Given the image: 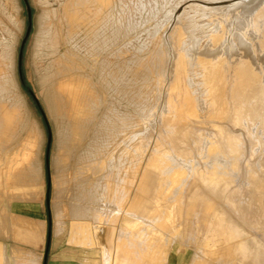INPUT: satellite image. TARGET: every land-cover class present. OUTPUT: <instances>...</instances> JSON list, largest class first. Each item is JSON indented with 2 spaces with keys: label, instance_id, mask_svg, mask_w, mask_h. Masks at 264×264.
<instances>
[{
  "label": "rangeland",
  "instance_id": "374dc122",
  "mask_svg": "<svg viewBox=\"0 0 264 264\" xmlns=\"http://www.w3.org/2000/svg\"><path fill=\"white\" fill-rule=\"evenodd\" d=\"M235 1L255 0H0V217L43 200L59 242L93 241L97 261L264 264V102L242 114L257 101L231 80L252 59L264 83V1L224 25L223 103L202 52V5Z\"/></svg>",
  "mask_w": 264,
  "mask_h": 264
},
{
  "label": "crops",
  "instance_id": "0c3cea01",
  "mask_svg": "<svg viewBox=\"0 0 264 264\" xmlns=\"http://www.w3.org/2000/svg\"><path fill=\"white\" fill-rule=\"evenodd\" d=\"M4 207L0 217V264H114L112 260L97 261L99 251L93 241L86 244L82 240L70 247L63 240L59 242V230L55 233L49 228L43 200H16Z\"/></svg>",
  "mask_w": 264,
  "mask_h": 264
},
{
  "label": "bare ground",
  "instance_id": "6f19581e",
  "mask_svg": "<svg viewBox=\"0 0 264 264\" xmlns=\"http://www.w3.org/2000/svg\"><path fill=\"white\" fill-rule=\"evenodd\" d=\"M249 1V0H248ZM264 0H255L253 4H244V2H236L228 8H222L223 6L220 5L218 2H214L212 5H202V9L205 12H208L209 14L213 15V18L217 22V27L215 28L211 38L209 39V42L207 44V50L203 51V53H206L211 58H217V65H212L211 70H206L205 74L208 77H211L210 80H206L211 93H215L216 96H219V99L222 100L226 95L224 93L220 94L219 88L221 86L224 87V84L227 83L228 77L227 73L230 71L228 70V66L226 65L225 61H222L220 56L222 54H231L232 51H235L236 49L232 48L223 42V37L227 34L225 26L233 25L236 27L235 22L238 21L237 28H243L246 24L252 23L253 20L250 19L251 13L254 11H257V8L263 4ZM201 8V7H200ZM238 12L235 15H232L233 13ZM257 20L264 21V11L258 12L256 14ZM225 25V26H224ZM264 27V25H263ZM259 30V28H257ZM261 42L262 44L260 47L264 49V33L261 34ZM216 45V47L213 46ZM247 53V52H246ZM248 53H251L248 51ZM252 59H248L245 62H243L239 67L238 71L235 73V76L231 77L233 79H236L235 83L238 82L239 85H237V90L232 89V94L236 96V98H243L246 97H254L257 101L256 104L250 106L248 109L245 110L242 109V114H248V110L251 108H254L255 106L259 105V103L264 102V83H252L254 80L257 79V72H254V65L251 64L254 63V61H251ZM191 61L188 59L187 55H179V60L175 66V73L177 76H179L186 65H188ZM200 62H204V59L201 58ZM240 106V105H239ZM195 107V101H191V99H187L185 106L183 108L184 113L191 112ZM187 110V112H185ZM262 112V115L264 117V107L257 110L255 115L259 114V112ZM182 113V114H184ZM182 114L178 115L179 121L178 126H182L183 122ZM240 119V116H239ZM259 187L264 189V183L260 182ZM110 245L108 247L104 246V251L110 253ZM109 260V259H108Z\"/></svg>",
  "mask_w": 264,
  "mask_h": 264
},
{
  "label": "water",
  "instance_id": "95a60500",
  "mask_svg": "<svg viewBox=\"0 0 264 264\" xmlns=\"http://www.w3.org/2000/svg\"><path fill=\"white\" fill-rule=\"evenodd\" d=\"M30 31H31V21H30V26H29V29H28V32H27L26 39L24 40V42L22 44V47H21V52H20V73H21L23 50H24V47H25V44H26V40H27L28 36L30 35ZM49 186H50V181H49Z\"/></svg>",
  "mask_w": 264,
  "mask_h": 264
}]
</instances>
